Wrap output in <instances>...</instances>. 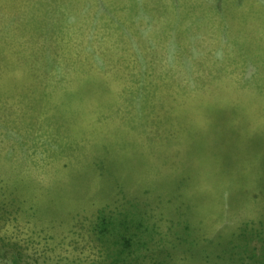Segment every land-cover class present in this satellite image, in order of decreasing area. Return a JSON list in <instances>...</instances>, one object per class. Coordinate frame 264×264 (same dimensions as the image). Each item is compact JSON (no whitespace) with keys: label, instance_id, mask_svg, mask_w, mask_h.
Listing matches in <instances>:
<instances>
[{"label":"rangeland","instance_id":"rangeland-1","mask_svg":"<svg viewBox=\"0 0 264 264\" xmlns=\"http://www.w3.org/2000/svg\"><path fill=\"white\" fill-rule=\"evenodd\" d=\"M0 104V264H264V0H0Z\"/></svg>","mask_w":264,"mask_h":264},{"label":"trees","instance_id":"trees-1","mask_svg":"<svg viewBox=\"0 0 264 264\" xmlns=\"http://www.w3.org/2000/svg\"><path fill=\"white\" fill-rule=\"evenodd\" d=\"M178 190L176 192H174L175 194L173 193V195H172V198L174 197L176 200H179V194L180 193L178 192ZM162 192L163 191L161 190V193H156L155 195L150 194V196H151V203H157L158 205H167L166 204V201L164 200V196H163L164 193H162ZM171 205H175V203L173 202V200H172ZM99 218H101V216ZM101 223H98V225L101 226ZM110 224H111V222H106L105 228L106 227L108 228V225H110Z\"/></svg>","mask_w":264,"mask_h":264},{"label":"crops","instance_id":"crops-1","mask_svg":"<svg viewBox=\"0 0 264 264\" xmlns=\"http://www.w3.org/2000/svg\"><path fill=\"white\" fill-rule=\"evenodd\" d=\"M43 93H44V91H41V95L39 96V97H37L36 99H40L41 100V102L43 103ZM6 104V103H5ZM5 104L4 105H2V104H0V109H2L4 106H5ZM20 118H24L22 115H20V113H19V115H18ZM26 128H27V126H26ZM27 129H33V130H35V126H31V127H28Z\"/></svg>","mask_w":264,"mask_h":264},{"label":"bare ground","instance_id":"bare-ground-1","mask_svg":"<svg viewBox=\"0 0 264 264\" xmlns=\"http://www.w3.org/2000/svg\"><path fill=\"white\" fill-rule=\"evenodd\" d=\"M59 110V109H58ZM61 113H62V110H61Z\"/></svg>","mask_w":264,"mask_h":264}]
</instances>
